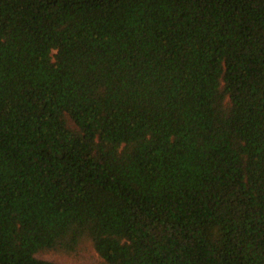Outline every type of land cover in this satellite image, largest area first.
Segmentation results:
<instances>
[{
  "label": "trees",
  "instance_id": "trees-1",
  "mask_svg": "<svg viewBox=\"0 0 264 264\" xmlns=\"http://www.w3.org/2000/svg\"><path fill=\"white\" fill-rule=\"evenodd\" d=\"M0 264H264V0H0Z\"/></svg>",
  "mask_w": 264,
  "mask_h": 264
},
{
  "label": "rangeland",
  "instance_id": "rangeland-1",
  "mask_svg": "<svg viewBox=\"0 0 264 264\" xmlns=\"http://www.w3.org/2000/svg\"><path fill=\"white\" fill-rule=\"evenodd\" d=\"M46 257H50L53 259H57V260H62V261H69V262H75L77 260H75L73 257H67L64 255H57V254H46Z\"/></svg>",
  "mask_w": 264,
  "mask_h": 264
}]
</instances>
